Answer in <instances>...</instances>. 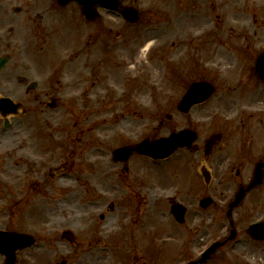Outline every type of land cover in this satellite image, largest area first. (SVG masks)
Returning <instances> with one entry per match:
<instances>
[{
    "label": "rangeland",
    "instance_id": "374dc122",
    "mask_svg": "<svg viewBox=\"0 0 264 264\" xmlns=\"http://www.w3.org/2000/svg\"><path fill=\"white\" fill-rule=\"evenodd\" d=\"M132 1L145 19L129 30H136L135 39H146L151 45L146 51L140 49L145 42H131L128 51L118 48L107 52L104 65H110L113 75L121 72L122 78L115 80V85L107 84L104 78L101 81L105 83L96 79L91 86L90 77L98 74L96 62L83 66L85 56L77 57L81 29L76 27L72 15L66 14V35L51 36L44 49L40 48L41 42L34 44L27 24L18 26L10 21L1 28L11 40L0 41V54L13 57L1 70L0 96L21 102L26 113L9 117L12 125L0 135V161L10 160L6 167L0 162V170L3 168L5 173L0 174V229L39 235L40 247L27 250L33 252L35 264L48 260L58 248L52 240L50 250H46L44 236L50 235L48 232L61 234L67 228L75 234L82 232V248L89 243L93 246L92 259L83 264H134L136 255L145 253L152 257L146 258L147 264H155L157 257V264H182L208 244L204 240H185L165 203L157 226L134 224L131 219L125 223L129 226L120 230L115 220L118 216H135L136 208L143 205L139 192L155 175L163 177V187L184 186L182 175L191 170L188 157L155 162L133 153L126 170L123 163L112 159L111 153L120 146L146 137L153 139L176 124L186 123L185 116L173 110L172 104L202 65L195 59L200 52L198 33L189 29L186 15L176 9L185 6L187 0ZM13 5L21 6V0H15ZM73 7L71 4L67 12ZM110 20L114 21L113 30L120 29L116 15ZM202 54L208 59L211 51L207 49ZM17 76L41 82L51 93L54 88L59 96L57 108L43 106L49 95L44 98V94L35 97L25 93L27 84L17 82ZM111 89L119 95H112L113 90L107 93ZM256 126L254 139L261 146L264 115L258 116ZM34 138L36 146L31 143ZM39 200L41 210L37 206ZM30 213L34 219L28 221ZM101 214L104 218H100ZM79 249H73V253ZM60 259L59 253L57 260ZM249 261L244 255L242 264ZM258 261L264 264V259Z\"/></svg>",
    "mask_w": 264,
    "mask_h": 264
},
{
    "label": "flooded vegetation",
    "instance_id": "af4514ba",
    "mask_svg": "<svg viewBox=\"0 0 264 264\" xmlns=\"http://www.w3.org/2000/svg\"><path fill=\"white\" fill-rule=\"evenodd\" d=\"M14 1L0 0V41L7 43L11 40L2 34L1 28L13 21L18 26L27 24L34 44L41 42L40 48L44 49L51 36L59 37L57 33L66 35V14H70L76 27L81 29L78 30L77 57L85 56L86 62L83 66L96 62L98 74L90 77L91 86L95 85L96 79L102 82V79L111 75L110 65H104L109 56L107 52L118 48L128 51L131 42L139 45L146 41L135 39L136 30H129L133 25L123 20L118 12L98 8L95 17L87 18L76 3L61 7L56 0H21V6H14ZM71 4H74L73 10L67 12ZM134 6L132 0L120 2V8ZM176 9L178 13L186 15L189 29L198 33L196 36L200 52L195 55V59L202 63L199 73L189 77L172 104L173 110L185 116L187 122L176 124L169 129L178 131L188 128L196 132L197 139L193 147L178 149L171 157H188L191 170L182 175L185 182L181 187H163V177L160 175H155L153 181L147 180L148 185L142 187L139 192V196L143 197L142 209L136 208L133 218L125 215L122 218L115 217V220L120 230L129 226L125 223L131 222V219L134 224L154 223L157 226L163 204L169 206V215L174 220L170 207L179 203L184 208V222L178 224L174 221L185 240L189 238L193 243L204 240L205 243L216 242L218 245L217 250L207 260L208 264H242L244 255H248L250 260L245 264H260L258 259H264V231L255 229L252 234L249 228L264 221V144L260 146L254 139V132L257 133V118L264 115V81L259 78L256 70L258 65H264V61L259 60L264 53V0H187L185 6ZM19 13L22 15L21 20L18 19ZM113 15L119 18L118 30H113L114 21L110 20ZM140 19H144V16H139L138 22ZM9 29H12L11 24ZM207 49L211 51L208 59L202 54ZM2 57H6L7 64L13 55L1 53L0 58ZM23 80L17 76V82L27 84L25 93L35 97L44 94V98L49 95L48 100L42 103L43 106L48 108L49 100L53 98V104L57 108L59 96L55 94L54 88L51 93L50 88L41 82ZM195 82L208 83L212 85L213 91L206 99L194 103L187 112H183L178 103L188 87ZM208 84L206 88L202 86L203 94L209 89ZM1 85L2 82L0 89ZM94 90L95 88L90 91ZM23 110L26 111L24 107ZM0 123L2 135L12 122L9 119L5 121L1 116ZM161 135L163 134L159 136ZM211 137L217 140V143L210 149L213 139L209 141L208 146L206 142ZM0 162L6 167L10 160L2 158ZM202 167L206 169L204 172ZM0 174L5 175L3 168ZM255 177L260 181L251 186ZM240 193L242 196L235 203ZM110 209L113 212V205H110ZM100 218H104V215L101 214ZM231 227L235 234L233 241L228 239ZM116 230L117 228L115 232ZM255 231L260 235L257 236ZM48 233L50 235L44 236L42 240L43 247L49 251L53 240L58 248L54 249L52 256H48V260L41 262L42 264H79L81 261L83 264L86 259H92L91 243L82 248V232L74 233L72 240L58 232ZM161 238L162 236L158 237ZM38 239L39 235L34 234V244L16 250L13 259H6L5 254L0 253V264H35L33 252L27 250L39 248ZM77 248L80 249L73 253V249ZM59 253L61 259L58 261ZM136 256L138 259L134 264H147L146 258L152 260L151 255L147 256L146 253ZM28 257L32 259L28 260ZM158 261L157 257L155 264Z\"/></svg>",
    "mask_w": 264,
    "mask_h": 264
},
{
    "label": "water",
    "instance_id": "95a60500",
    "mask_svg": "<svg viewBox=\"0 0 264 264\" xmlns=\"http://www.w3.org/2000/svg\"><path fill=\"white\" fill-rule=\"evenodd\" d=\"M69 1H72V0H58V2L62 5H65ZM76 1H78L82 5L83 12L86 15H90L91 13H93V10L91 9V7H94L96 5H100L108 9L116 10L120 0H76ZM122 13L125 18L129 19L132 22H134L137 19V14L135 10L127 9L125 11L123 10ZM262 59H264V56L262 57ZM2 62L3 61H0V66L2 65ZM260 68L261 67L258 66V73L260 74L262 78H264V71L260 70ZM199 87H201V85L196 84L194 88L190 89V92L186 93V95L182 99L180 108H183V107L185 108V107L190 106L189 103L193 102L194 90H195V93L203 95L201 93V88ZM0 108L4 112V111L12 110L13 105L10 103V100L8 98H2L0 99ZM191 139H194L193 136L191 137ZM191 139H190L188 131L183 130V131L171 133L169 136L164 137V138H158L152 141L147 140V139L143 140L135 146V149L139 153L148 155L152 158H157V159L164 158V157L169 156L176 148L182 147L188 144L190 145ZM130 153H131V148L122 147V148L116 149L113 152V155H114L115 160L125 161L129 157ZM256 178L254 182H252L253 184L257 183ZM171 211L176 217L177 221L179 222L183 221L182 216L181 217L177 216L178 211H179V214L182 215L183 210H179L178 206L174 205L172 206ZM65 234L69 236L67 232H65ZM0 236H4L3 238H0V251L6 253L8 256L14 254L13 252L16 247L30 245L32 243L31 237H29L26 234H18V233H13V232L0 231ZM8 244L11 245V246L9 245L10 246L9 248L6 247V245ZM213 249L214 247H211L210 249L206 250V252L202 255V258L199 261H203L204 259H206L211 253V251H213ZM8 259H11V258H8ZM193 263L194 262H189L188 264H193Z\"/></svg>",
    "mask_w": 264,
    "mask_h": 264
},
{
    "label": "bare ground",
    "instance_id": "6f19581e",
    "mask_svg": "<svg viewBox=\"0 0 264 264\" xmlns=\"http://www.w3.org/2000/svg\"><path fill=\"white\" fill-rule=\"evenodd\" d=\"M147 48H149V44H148V46L146 45V47L143 50H146ZM111 74H113V72ZM113 76H115V79L117 80L118 78H120L121 72L117 73L116 75H113ZM109 79H110V81H112L111 75H110ZM31 143L36 146L35 138H34V141H31ZM23 147H24L23 145H20V149H23ZM37 206L40 208V210L42 209V204H41L40 200L37 202ZM27 216H28V218H26V220H28V221H31L32 219H34V216L31 213H30V215L28 214Z\"/></svg>",
    "mask_w": 264,
    "mask_h": 264
}]
</instances>
